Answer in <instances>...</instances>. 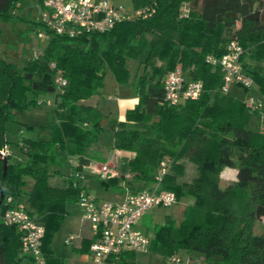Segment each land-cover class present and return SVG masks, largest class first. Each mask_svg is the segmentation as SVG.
Here are the masks:
<instances>
[{"label":"trees","instance_id":"1","mask_svg":"<svg viewBox=\"0 0 264 264\" xmlns=\"http://www.w3.org/2000/svg\"><path fill=\"white\" fill-rule=\"evenodd\" d=\"M19 1L0 0V21L16 16ZM133 4L134 9H146L148 17L124 19L110 30L74 38L49 30L40 20V29L49 34L42 54L23 66L0 56V148L9 142L8 123H20L25 131L16 141L17 152L10 150L15 156L6 157L5 172L0 157V264H22L26 256L17 226L2 219L8 207L26 200L28 211L45 227L43 251L48 227L60 225L66 202L78 201L81 191L88 193L73 181L58 184L51 178L61 174L60 151L77 156L80 165L93 159L101 113L79 101L98 92L107 70L120 83L133 85L138 97L113 136L115 148L134 152L126 188L137 192L152 187L161 161L170 158L160 189L174 191L177 200L187 195L195 199L181 221L166 216L149 250L165 258L180 250L196 251L207 264H264V233L253 230L264 218V107L249 106L223 90L220 67L206 61L208 54L220 57L229 41H239L243 69L264 95V0H133ZM130 61L136 64L134 74ZM177 67L201 80L203 90L198 98L171 104L164 78ZM57 72L67 80L62 87L54 82ZM43 105L51 106L55 119L47 123L18 119V112ZM45 129L48 136L42 134ZM225 166L236 168L237 174L222 188L219 177ZM30 179L33 185L28 190ZM102 183L117 186L118 178ZM115 263L138 264L130 250L120 252Z\"/></svg>","mask_w":264,"mask_h":264},{"label":"built area","instance_id":"2","mask_svg":"<svg viewBox=\"0 0 264 264\" xmlns=\"http://www.w3.org/2000/svg\"><path fill=\"white\" fill-rule=\"evenodd\" d=\"M150 13L144 8H136L128 12L124 7L116 5L111 0H43L40 3V19L43 25L57 34L78 37L88 32H104L112 29L118 22L134 17H148ZM38 36L47 39L49 34L39 30ZM243 46L233 39L226 45V51L220 56L208 54L206 61L218 65L223 73L222 89L228 91L232 83H240L249 87L253 78L244 71L242 64ZM54 66V63L51 64ZM54 82L62 87L66 78L57 72ZM166 98L171 104H180L187 99L198 98L203 90V82L186 76L177 67L166 73L164 78ZM249 106H256L246 100ZM51 102L48 100L47 104ZM10 154L7 144L0 148V157ZM170 158L161 161L157 182L150 188L137 192L127 189L124 199L119 202L100 201L86 191H81L78 204L85 211V217L91 221L95 239L90 244L94 264H116L115 258L125 250L146 252L149 250L151 238L138 227L143 215L156 207H168L176 203L174 191L160 189L159 182L168 170ZM114 174L110 164H103L98 169L102 180H107ZM12 201L11 197L7 198ZM2 219L16 225L21 233L22 250L31 255L36 264H47L42 251V239L45 227L37 222L24 202H16L8 207ZM69 236L67 241L71 240ZM165 264H189L188 260L178 253L166 258Z\"/></svg>","mask_w":264,"mask_h":264},{"label":"crops","instance_id":"3","mask_svg":"<svg viewBox=\"0 0 264 264\" xmlns=\"http://www.w3.org/2000/svg\"><path fill=\"white\" fill-rule=\"evenodd\" d=\"M109 75L113 81L112 85H105L103 83V85L99 87V90L96 94L79 101L80 104L95 107L101 113L100 124L102 129L99 133L98 141L91 148L93 159H91L88 164L80 165L77 156H70L65 152L60 151L59 154L62 160V165L66 166L67 170H64L62 166L61 174L52 176L51 181L58 184L73 181L74 183L85 187V190L91 194L89 189L90 178L92 177L91 175L93 174V178H98L101 180L98 175V169L101 165L107 163L110 164L114 169L113 176L118 178V185L116 186L111 184L110 186L109 184H103L107 187V189L110 190L112 188L111 190L114 191L112 194H110L112 197L110 201L119 202L124 199L125 193L127 191L126 180L129 176L128 163L134 154L132 152H126L125 150H120L114 147V130L118 128L120 122L125 121L127 110L133 108L136 105L138 102V97L136 94V89L129 87L132 85L120 83L111 71ZM234 88L236 89L237 87ZM20 132L25 133L23 129H21ZM42 134L44 136H48L49 130L45 129ZM94 159H100L102 162H96L94 164ZM120 159L123 160V165L121 167H119ZM124 161L127 162L125 165ZM73 169H78L79 175H77V178L72 175ZM90 170H92V172H90ZM225 171L229 173L234 172V175L237 174V171ZM82 172L85 173L86 176H81ZM32 185L33 180L30 179L27 189H31ZM153 185L154 184H151L150 186ZM95 198L98 199L97 197ZM65 207L67 211L65 216L66 219H68V232H65L63 237L58 242L56 240L51 242L50 240H47V237H44L43 251L46 254L47 264H94L90 246L88 245L96 237L92 229L91 221L85 217V212L78 204V201L69 200L66 202ZM142 218L138 224L140 229H142L140 227ZM69 236H72V239L67 241ZM149 237L151 239L153 238L150 235ZM130 252L134 261L138 264L166 263L165 256L160 253L150 256L153 254L151 250L141 252V254H147L145 256V261L143 262L137 257L138 251ZM25 254L26 256L23 259L22 264H36L31 255L27 253ZM178 254L186 258L189 264H207L204 259V255L199 252L180 250L178 251Z\"/></svg>","mask_w":264,"mask_h":264},{"label":"rangeland","instance_id":"4","mask_svg":"<svg viewBox=\"0 0 264 264\" xmlns=\"http://www.w3.org/2000/svg\"><path fill=\"white\" fill-rule=\"evenodd\" d=\"M116 5L124 7L128 12L134 11L133 0H111ZM183 11L186 13L188 11V4L184 3L182 7ZM14 17L7 21H0V56L4 57L7 61L14 62L20 66L27 64L33 56L40 55L44 52L49 39L40 38L38 36V31L40 30V1L39 0H20L19 7L17 6L14 9ZM225 37L232 38L231 34H225ZM130 67L132 68V74L135 72V62L130 61ZM110 71L107 70L104 76V84L112 85L113 81L110 77ZM188 77V75L186 74ZM134 88V86H129ZM234 87H237L236 89ZM135 89V88H134ZM231 93L241 97L242 99H248L253 102L255 105H260L264 107V95L260 91L259 86L256 82H253L249 87H246L240 83H232L228 89ZM19 120L30 122V123H47L51 119H55V115L52 113L51 106L43 105L37 106L31 110H24L18 112L17 115ZM39 121V122H36ZM23 129L22 124L20 123H8L6 137L8 139V146L10 147L11 152H17L16 141L19 138L20 131ZM263 129V127H261ZM126 152H132L130 150H125ZM19 154V153H17ZM14 157V154H9V157ZM10 157V158H12ZM16 158V157H15ZM20 158V157H19ZM102 162L100 159H94L93 163ZM119 167L123 165V160H119ZM127 162L124 161V165ZM125 167V166H124ZM64 170H67V167L63 165ZM69 169V167H68ZM225 170L237 171L236 168L225 166L219 177V185L224 188L229 183L233 182L236 178L234 172L229 173ZM73 176L77 178L78 169H73ZM92 172V170H90ZM83 174V175H82ZM81 176H86L82 172ZM89 189L91 195L98 198V200H111L112 194L114 191L107 189V187L102 183V179L93 178L91 175ZM188 177L182 178L186 180ZM111 186V185H110ZM29 187V186H28ZM114 190V189H113ZM106 192V193H105ZM27 196L24 197V199ZM194 197L192 195L181 196L178 198L176 203L168 207H156L154 209L148 210L144 214L141 222V228L148 235L154 236L155 230L158 229L161 225L165 223L166 216H172L177 222L181 221L184 217L186 206L194 202ZM26 203V200H25ZM28 205V203H27ZM70 205V204H68ZM84 211V209H83ZM85 212V211H84ZM68 219L66 216L63 218L60 225L57 226L54 230H51V227H48L47 240L51 242L56 240L57 242L63 237L64 233L68 232ZM253 230L258 233H264V218L259 222H256L253 226ZM53 244V243H52ZM150 256L157 254L152 252ZM147 254H141L138 252V259L140 261H145V256ZM158 256V255H157Z\"/></svg>","mask_w":264,"mask_h":264},{"label":"water","instance_id":"5","mask_svg":"<svg viewBox=\"0 0 264 264\" xmlns=\"http://www.w3.org/2000/svg\"><path fill=\"white\" fill-rule=\"evenodd\" d=\"M6 169H7V159L4 158V172L6 171Z\"/></svg>","mask_w":264,"mask_h":264}]
</instances>
